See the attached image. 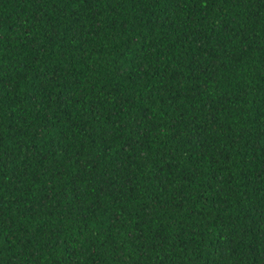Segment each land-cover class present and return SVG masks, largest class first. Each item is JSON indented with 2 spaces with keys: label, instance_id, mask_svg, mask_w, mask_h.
I'll return each instance as SVG.
<instances>
[{
  "label": "trees",
  "instance_id": "obj_1",
  "mask_svg": "<svg viewBox=\"0 0 264 264\" xmlns=\"http://www.w3.org/2000/svg\"><path fill=\"white\" fill-rule=\"evenodd\" d=\"M0 264H264V0H0Z\"/></svg>",
  "mask_w": 264,
  "mask_h": 264
}]
</instances>
